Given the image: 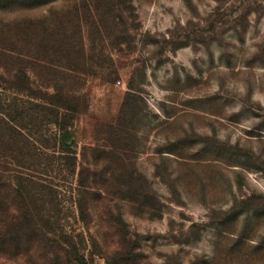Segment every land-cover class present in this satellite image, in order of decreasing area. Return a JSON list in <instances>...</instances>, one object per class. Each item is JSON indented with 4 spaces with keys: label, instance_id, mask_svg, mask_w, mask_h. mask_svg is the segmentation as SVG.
<instances>
[{
    "label": "rangeland",
    "instance_id": "obj_1",
    "mask_svg": "<svg viewBox=\"0 0 264 264\" xmlns=\"http://www.w3.org/2000/svg\"><path fill=\"white\" fill-rule=\"evenodd\" d=\"M85 1L97 7L98 30L85 9L79 30L63 1L0 12L7 48L43 51L11 43L17 37H87L94 62L68 84L81 103L79 157L92 162L81 147L94 138L116 145L119 157L103 152L96 178L112 192L123 180L140 191L95 201L84 223L72 203L75 175H59L64 225L107 228L108 250L123 255L112 264H264V0ZM13 95L6 90L0 100ZM109 159L129 172L132 164L141 178L105 173ZM105 203L123 223L97 219ZM122 233L130 240L120 241Z\"/></svg>",
    "mask_w": 264,
    "mask_h": 264
},
{
    "label": "trees",
    "instance_id": "obj_2",
    "mask_svg": "<svg viewBox=\"0 0 264 264\" xmlns=\"http://www.w3.org/2000/svg\"><path fill=\"white\" fill-rule=\"evenodd\" d=\"M55 1H63L70 7L68 10L75 12L79 30L83 27L79 16L82 9L86 10L82 13L90 18V24L96 30L100 28L96 5L85 0H81L82 5L78 0H0V12L31 9ZM131 17V26L135 28L136 16ZM5 25L10 27V23ZM27 27L22 25L28 34ZM11 39V43L21 41L25 47L37 43L43 51L15 50L0 44V94L6 90L14 93L11 98L0 100V264H91L96 257L103 259L102 264H112L116 256L123 255L117 246L108 250L104 232L107 228H102L99 222L92 233L89 228H67L58 185L54 182L59 175H75L72 203L78 210L77 220L84 223L92 217L95 201H112L114 197L123 200L140 193L136 185L133 184L134 188L124 180L118 183L116 192H112L106 180L96 178L103 152L109 158L119 157L120 148L116 145L99 147L94 138L81 147L91 152L92 162L86 166L81 162L83 154L78 151L76 138L81 103L73 98L68 84L73 78L86 75V67L94 62L96 54L86 53L88 39L82 33L76 37L63 34L39 41L31 36ZM29 69L36 75H44L46 80L40 83ZM108 128L112 130L114 126L108 125ZM112 133L109 131L108 138ZM128 167L126 163L115 165L109 159L104 172L119 171L131 174L134 180L141 178L132 164L131 172ZM123 191L131 194L126 196ZM109 208L105 203L97 219L114 228L122 219ZM125 234L118 239L129 241Z\"/></svg>",
    "mask_w": 264,
    "mask_h": 264
}]
</instances>
